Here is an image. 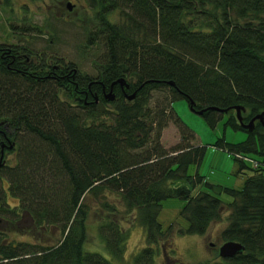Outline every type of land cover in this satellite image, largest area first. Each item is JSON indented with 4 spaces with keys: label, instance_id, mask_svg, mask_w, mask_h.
<instances>
[{
    "label": "trees",
    "instance_id": "16d2710c",
    "mask_svg": "<svg viewBox=\"0 0 264 264\" xmlns=\"http://www.w3.org/2000/svg\"><path fill=\"white\" fill-rule=\"evenodd\" d=\"M84 2L94 19L85 43L102 48L95 74L26 44L0 43V264H128L118 202L144 229L132 264H153L166 197L185 200L180 232L203 233L220 217L222 201L190 191L202 176L187 167L200 162L205 146L192 143L194 132L171 106L178 98L202 109L211 127L225 113L224 124L245 135L213 144L257 158L239 188L205 182L231 196L220 237L242 245L209 264H264V126L255 119L251 129L242 127L233 107H242L243 122L264 111V0ZM118 77L125 82L112 84L113 98H106ZM151 90L164 92L154 99ZM168 122L179 140L165 147ZM10 151L15 161L8 164ZM234 158L241 170L243 160ZM180 179L187 184H175ZM91 209L106 212L97 225L105 253L83 245Z\"/></svg>",
    "mask_w": 264,
    "mask_h": 264
},
{
    "label": "rangeland",
    "instance_id": "374dc122",
    "mask_svg": "<svg viewBox=\"0 0 264 264\" xmlns=\"http://www.w3.org/2000/svg\"><path fill=\"white\" fill-rule=\"evenodd\" d=\"M67 1L72 4L69 9L66 8ZM86 7L84 0H9L7 4L0 0V43L26 44L30 49L42 50L45 55L54 54L63 58L64 61L74 62L78 70L83 73L95 74L94 62L100 58L102 48L98 44L85 43L87 29H90L94 22L92 13ZM114 15L110 17L116 19ZM163 92V90H151V98L158 97ZM105 105L108 108L111 107L109 103ZM171 106L194 132L195 138L192 143L205 146L200 162L187 167L188 175L192 176L197 172L202 176L201 181L190 191L195 193L203 189L213 192L221 199L222 210L220 217L211 220L203 233H182L179 230L186 227L187 221L179 211L185 200L176 196L162 199L156 219L161 223L164 231L158 237L154 247L152 263L161 264L163 258L160 257V252L163 248L164 254L169 255V257L166 256L165 262L209 264L213 260L220 259L216 249L222 241L220 230L226 222L225 217L228 212L226 202L231 200V196L223 191L208 189L205 182L212 183L217 188L222 186L239 188L244 178L252 173L253 164L249 159L256 161L257 158L253 153L246 154L247 159L243 160L244 166L239 170V160L235 159L232 153L213 144L217 137L234 142L243 139L245 135L243 131L232 129L228 124H224L225 113L211 127L199 113L189 108L184 98L173 100ZM160 140L165 147L177 143L179 136L173 123L168 122L162 129ZM237 158L240 157L237 156ZM3 160L8 164L13 163L14 152H6ZM180 183L187 184V181L180 179L175 182V184ZM3 186L6 188L5 181ZM112 196L113 194L109 193L107 200L118 202ZM6 200L9 204L17 201L8 191H6ZM118 208L116 216L121 219V224L126 230L123 261L132 264V255L145 244L144 229L132 221L130 214L123 213V207L119 202ZM100 214L104 215L106 212L103 211ZM100 214L93 209L89 211L86 220L87 241L83 245L87 250L105 253L97 233L98 221L101 220Z\"/></svg>",
    "mask_w": 264,
    "mask_h": 264
},
{
    "label": "water",
    "instance_id": "95a60500",
    "mask_svg": "<svg viewBox=\"0 0 264 264\" xmlns=\"http://www.w3.org/2000/svg\"><path fill=\"white\" fill-rule=\"evenodd\" d=\"M66 8H68V9L71 8V3L69 1L66 2ZM116 82H118L119 85H121L124 82V79L122 77H118L117 79L112 80L110 82L109 90H107V92L104 95L106 98H110V99L113 98L114 94L111 90V86H112V84H114ZM167 82L172 84V81H170V80H168ZM125 85H127V83H125ZM134 93L135 92L133 90L130 93L126 94V97L130 99L134 96ZM188 106L191 110H193L196 113L200 114L202 112V109H197V108L193 107L191 103ZM233 107L235 110L236 118H237L238 122L241 123L242 127L246 128V129H251L253 126V121L255 119H258L259 122L264 126V111H261V112L254 114L246 122H243L241 119V115H240V110L242 107L240 105H235ZM225 110H227V108L222 109V111H225ZM241 249H242V245L239 242L233 241V240H225V241L221 242L220 245L218 246L217 253L221 257H229V256H232V255L240 252Z\"/></svg>",
    "mask_w": 264,
    "mask_h": 264
},
{
    "label": "flooded vegetation",
    "instance_id": "af4514ba",
    "mask_svg": "<svg viewBox=\"0 0 264 264\" xmlns=\"http://www.w3.org/2000/svg\"><path fill=\"white\" fill-rule=\"evenodd\" d=\"M51 64V67H53V68H57L58 67V65L56 64V63H50ZM52 73V75H55V74H57L58 72L56 71V70H51V72H50V74ZM125 82V81H124ZM126 87V86H125ZM103 89V88H102ZM0 145H1V147H0V155L2 154L3 155V149H4V147H3V145H2V143H0ZM3 148V149H2ZM209 244H210V242H209ZM164 249L162 248V250H161V252H160V257L161 258H163V259H161L162 260V262H161V264H173V263H168V262H165V258H167V257H169V255L167 256V254H164V251H163ZM167 256V257H166ZM173 258V257H172Z\"/></svg>",
    "mask_w": 264,
    "mask_h": 264
}]
</instances>
